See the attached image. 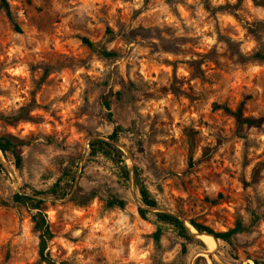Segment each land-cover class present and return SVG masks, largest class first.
<instances>
[{
  "label": "rangeland",
  "instance_id": "374dc122",
  "mask_svg": "<svg viewBox=\"0 0 264 264\" xmlns=\"http://www.w3.org/2000/svg\"><path fill=\"white\" fill-rule=\"evenodd\" d=\"M21 32L0 9V114L37 107L29 121L0 119V135L23 142L24 166L2 156L0 264H42L32 220L36 211L13 201L16 190L43 200L55 239L47 252L69 264H150L151 234L161 224L145 218L136 187L121 182L112 163H89L94 137L121 125L122 160L139 171L160 209L188 223L225 232L248 204L264 209V126L238 133L233 117L264 118V65L242 66L224 41L244 53L264 48V5L253 0H9ZM262 2L263 0H258ZM114 35H108L107 29ZM252 29L258 30L253 33ZM257 34L260 35L259 39ZM97 48L118 54L105 59ZM55 73L41 80L44 69ZM130 80L134 85L130 86ZM124 91L123 101L115 95ZM109 101L115 123L104 102ZM88 145V148H87ZM73 177L75 178L73 181ZM60 185L62 198L38 195ZM109 189L127 201L105 208ZM50 194V193H49ZM134 196L137 198L135 199ZM190 224V223H189ZM201 241L215 255L200 256L165 226L162 255L169 264H253L264 249V222L243 242L239 260L219 240Z\"/></svg>",
  "mask_w": 264,
  "mask_h": 264
},
{
  "label": "trees",
  "instance_id": "16d2710c",
  "mask_svg": "<svg viewBox=\"0 0 264 264\" xmlns=\"http://www.w3.org/2000/svg\"><path fill=\"white\" fill-rule=\"evenodd\" d=\"M126 1V0H125ZM258 5H264V0L259 2L258 0H253ZM0 9L6 15L9 23L13 27V29L17 32H21V28L18 25L15 14L13 12L11 3L9 0H0ZM253 33H257L258 30L252 29ZM108 35H114V33L108 28ZM260 35L257 34V38L259 39ZM82 43L90 49L92 52H97L101 54L105 59H114L118 56L117 53L108 51L105 48H97L95 43H93L90 39L86 37L81 38ZM219 41H224L228 49L231 51L232 55L242 66H249L254 64L264 65V48L261 45L252 53H244L242 51L241 46L238 41L230 40L228 38H218ZM57 70L52 69L51 67H46L43 72V76L41 80H44L47 76L55 73ZM130 86L134 85V82L130 80ZM118 100L123 101L125 98L124 91L115 92ZM251 99V95H246L240 101L237 109L233 110L228 106H216L218 109H222L224 113L234 118L237 130L240 135L245 128H262L264 126V118L263 117H247L244 115L245 107L248 101ZM37 107L36 104L31 103L28 106L21 108L18 112H14L11 114H0V119L5 120L9 123H19L23 121H29L31 119V112ZM104 107L107 108L108 111V119L110 122L115 123L114 115L111 112V105L109 101L104 102ZM122 131L121 125H116L113 133L108 136V139L119 142V135ZM23 142L18 140L17 138L9 135H0V151L4 155V157L11 156L14 159L15 166L18 170H22L24 166V156L22 152ZM100 161L112 163L113 167H115V174L119 178V180L125 184H127L130 180L129 176V168L125 162L122 160L121 151L115 147L114 145L107 143L101 140H92L90 142V151L87 157V162L89 163H101ZM3 171V165L0 160V174ZM73 177V181H74ZM135 187L138 193V196L145 207L148 208H158L159 204L157 200L153 197L151 191L146 185L145 181L141 177L138 170L135 172ZM57 189L52 190L51 192H38V195L41 196H51L55 198L65 197L67 194L64 192L63 188L58 184ZM50 193V194H49ZM100 193L105 196V208L108 210H112L115 208H119L120 210H125L127 206V201L123 199L113 191L109 189H105L104 191H93L90 194L89 201L97 198ZM13 201L17 204H22L26 207H29L31 210L36 211L32 217L34 227L33 232L38 237V255L39 262L42 264H69V261L57 262L55 261L51 254L47 252L48 245L55 239L56 235L52 231L50 224L48 222L47 215L42 211L41 205L44 203L43 200H36L30 196L21 195L15 193L13 195ZM138 213L142 218H145L148 214L147 210L142 208H138ZM156 217L158 222L161 224L160 227L156 229L155 232L151 234H144L145 239H152L153 250L152 256L150 259V264H169L162 255V236L164 234V227L168 226L173 229V231L179 236V238L183 241L182 244V252H185L188 247L192 246L199 251H205V244L192 236L189 230L186 228L184 222H182L179 218L166 214V213H156ZM190 224L199 232V233H207L211 234L220 240L225 249L226 253L230 258L235 260H239L240 250L243 248V242H249L254 240L259 234V227L264 222V209L260 206L253 207L251 204L245 209V213L237 212L234 216V225L231 229L225 232H215L210 227L205 226L203 224L197 223L194 220L189 221ZM206 237L207 241H216L211 236L202 235ZM209 238V239H208ZM212 239V240H210ZM217 244V243H216ZM209 250V249H208ZM210 251V250H209ZM252 259L253 264H264V249L260 252V256L258 258H248Z\"/></svg>",
  "mask_w": 264,
  "mask_h": 264
},
{
  "label": "water",
  "instance_id": "95a60500",
  "mask_svg": "<svg viewBox=\"0 0 264 264\" xmlns=\"http://www.w3.org/2000/svg\"><path fill=\"white\" fill-rule=\"evenodd\" d=\"M92 140H101V141H105V142H107V143H110V144L114 145V146L117 147V148H122V149H124V150L129 154V156H130V153H129L128 149H127L126 147L120 145L119 142H116V141H113V140H110V139H107V138L105 139V138H102V137H94ZM87 148H88V145H87ZM2 156H4V155H3L2 152L0 151V160H1V164L3 165V168H4L5 165H4V162H3ZM129 176H130V185H131V188H132V192H133V194H134V185H135V184H134V182H135L134 168H133V167H130V166H129ZM13 186H14V188H15V190H16V193L21 194V195H25V196H30V195L27 194V193H23V192H21V190H20V186H19V183H18L16 180L13 181ZM30 197H31V196H30ZM134 198L137 199L135 196H134ZM140 208H142V209H144V210H147V211H155V212H157V213H166V214L173 215V216L179 218L182 222H184L186 228L189 230V232H190V234H191L192 236L196 237V238L199 239V240H201V239H200V236H202V235L211 236L212 238H214V240L216 241L217 245L219 244V240H218L216 237H214V236L211 235V234H207V233H199V232H198V231H197V230H196L191 224H189L190 222L188 223L185 219H183L182 217H180V216H178V215H176V214H173V213L167 212V211L162 210V209H160V208H148V207H145V206H144V207H143V206H140ZM188 224H189L191 227L188 226ZM191 228H194V229L196 230V232H193ZM199 255L202 256V257H204V256H211V255H215V251H211V252H210L209 250H205V251L199 253ZM191 264H192V263H191Z\"/></svg>",
  "mask_w": 264,
  "mask_h": 264
},
{
  "label": "bare ground",
  "instance_id": "6f19581e",
  "mask_svg": "<svg viewBox=\"0 0 264 264\" xmlns=\"http://www.w3.org/2000/svg\"><path fill=\"white\" fill-rule=\"evenodd\" d=\"M188 226H190V225L188 224ZM190 227H191V226H190ZM191 229H192L193 232H196V230H195L194 228H191ZM200 239L205 240L206 237L200 236ZM208 239H209V238H208ZM210 240H212V239H210ZM212 241H213V240H212Z\"/></svg>",
  "mask_w": 264,
  "mask_h": 264
}]
</instances>
